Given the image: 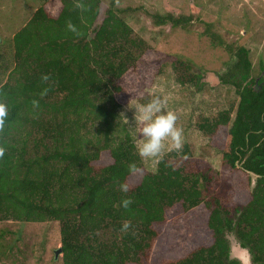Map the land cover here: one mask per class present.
<instances>
[{
  "label": "trees",
  "instance_id": "16d2710c",
  "mask_svg": "<svg viewBox=\"0 0 264 264\" xmlns=\"http://www.w3.org/2000/svg\"><path fill=\"white\" fill-rule=\"evenodd\" d=\"M41 1L5 43L13 67L0 81L7 108L0 223L57 222L61 264H241L230 256L228 234L251 264H264V85L251 76L248 51L202 32L235 58L218 80L234 88L236 108L196 129L209 139L222 132L221 166L255 176L239 203L215 192L216 173L190 158L187 146L149 171L126 129L115 136L121 102L135 86L127 76L150 51L123 13L109 7L94 28L99 0H59L57 12ZM153 19L171 29L190 23L172 14ZM181 67L177 82L196 85L190 66Z\"/></svg>",
  "mask_w": 264,
  "mask_h": 264
},
{
  "label": "rangeland",
  "instance_id": "374dc122",
  "mask_svg": "<svg viewBox=\"0 0 264 264\" xmlns=\"http://www.w3.org/2000/svg\"><path fill=\"white\" fill-rule=\"evenodd\" d=\"M98 17L94 28L100 24L105 11L113 6L120 10L124 21L150 48L146 62L141 63L130 76L135 86L124 96L118 112L115 136L122 127L135 145L143 139L142 125L134 124V107L147 103L154 97L163 101V110L177 116L176 124L183 130L182 147L187 146L189 157L208 166L216 173L215 192L225 193L239 203L241 196L252 189L255 176L221 166L224 138L222 132L209 139L197 131L196 123L211 118L223 109L236 108L238 97L230 85L219 83L223 74L234 62L224 46L217 45L202 32L209 30L222 42L248 51L251 76L264 85V0H99ZM41 0H0V81L4 82L13 65L7 43L40 7ZM112 4V5H111ZM44 5L59 11V0H47ZM189 18L185 30L155 25L153 15ZM201 32V33H200ZM180 64V65H179ZM190 66L197 77L192 85L184 79L177 82L175 67ZM235 111V110H234ZM127 117V118H126ZM165 144L159 158H142L149 171H154L159 159L171 150ZM232 193V196H231ZM221 194V193H220ZM223 195V194H221ZM228 197V196H227ZM192 212H200L195 209ZM230 256H238V244L232 234L227 235ZM57 222L0 223V264H61ZM239 258L247 264L244 253Z\"/></svg>",
  "mask_w": 264,
  "mask_h": 264
},
{
  "label": "clouds",
  "instance_id": "9594fccd",
  "mask_svg": "<svg viewBox=\"0 0 264 264\" xmlns=\"http://www.w3.org/2000/svg\"><path fill=\"white\" fill-rule=\"evenodd\" d=\"M71 27V25H69ZM134 124L142 125L139 132L143 139L137 145V152L142 158H159L165 149V144L170 150L182 148L183 130L176 124L177 116L172 111L163 110V101L159 97L152 98L147 103H137L134 107ZM7 116L6 105L0 103V126H3ZM127 118V117H126ZM129 171H136L135 165H129ZM120 191L127 193L129 186L121 182ZM131 203L130 198L121 200V206L127 208ZM129 223L122 224V230H127Z\"/></svg>",
  "mask_w": 264,
  "mask_h": 264
},
{
  "label": "bare ground",
  "instance_id": "6f19581e",
  "mask_svg": "<svg viewBox=\"0 0 264 264\" xmlns=\"http://www.w3.org/2000/svg\"><path fill=\"white\" fill-rule=\"evenodd\" d=\"M238 256L236 257L238 260H240V262L242 263V264H244V262L239 258V252H242V253H244L245 254V256H246V259H247V264H250V262H249V258H248V254H247V252L245 251V250H243V249H241L240 247L238 248Z\"/></svg>",
  "mask_w": 264,
  "mask_h": 264
},
{
  "label": "water",
  "instance_id": "95a60500",
  "mask_svg": "<svg viewBox=\"0 0 264 264\" xmlns=\"http://www.w3.org/2000/svg\"><path fill=\"white\" fill-rule=\"evenodd\" d=\"M239 246V245H238ZM244 250V249H243ZM246 251V250H245ZM247 252V251H246ZM59 254H61V248H58L56 251H55V258L57 256H59ZM248 254V253H247ZM232 258H235L234 256ZM248 258H249V255H248ZM237 259V258H235ZM238 260V259H237ZM240 262V260H238ZM250 262V261H249ZM241 263V262H240ZM242 264V263H241ZM251 264V263H250Z\"/></svg>",
  "mask_w": 264,
  "mask_h": 264
}]
</instances>
